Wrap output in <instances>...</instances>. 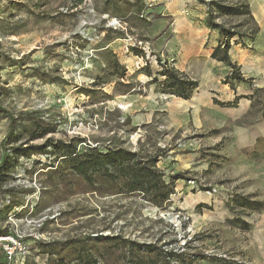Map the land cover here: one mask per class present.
<instances>
[{
    "label": "rangeland",
    "instance_id": "1",
    "mask_svg": "<svg viewBox=\"0 0 264 264\" xmlns=\"http://www.w3.org/2000/svg\"><path fill=\"white\" fill-rule=\"evenodd\" d=\"M118 7L122 12L105 0H0V164L10 155L0 188L2 263L54 264L84 253L100 264H126L114 243L87 240L121 236L175 248L183 253L176 264H207L204 257L264 264V206L252 212L234 202L242 195L264 204V90L227 106L215 93H231L229 68L205 55L185 62L166 48L172 21L160 0H121ZM216 17L242 34L255 29L248 18ZM147 62L156 77L168 65L198 89L188 100L163 92L146 74ZM6 112L17 120L14 137ZM29 117L47 129L45 138L28 141ZM50 139L165 152L158 168L167 178L182 176L170 203L157 208L139 196L98 194L75 176L60 180L59 163L49 167L46 155L10 159L13 148Z\"/></svg>",
    "mask_w": 264,
    "mask_h": 264
},
{
    "label": "trees",
    "instance_id": "2",
    "mask_svg": "<svg viewBox=\"0 0 264 264\" xmlns=\"http://www.w3.org/2000/svg\"><path fill=\"white\" fill-rule=\"evenodd\" d=\"M120 1L105 0V5L113 9L118 8V12H122V9L118 7ZM198 1L207 6L210 28L218 30L221 36L220 44L214 49L211 57L229 67L231 75L228 74L227 83L230 84L232 89H235L237 84L244 82V78L240 69L232 63L230 50L234 44L245 46L247 39L254 40L257 29L254 25L255 29H252L251 33L243 34L236 32L234 29H226L221 24L216 23V16L243 17L248 18L251 22H253V18L246 5L228 6L215 1L209 3L204 0ZM162 68V71L158 73V77L152 73L148 62L144 70L151 78L155 77L153 82L158 81L160 87H163V92L185 100L190 99L199 86L198 82L186 78L168 65H163ZM237 100L235 99L234 102H229L226 105L233 106L237 103ZM217 104L225 105L218 102ZM6 114L10 120L11 130L13 129V132H10V136L14 137L16 135L14 127L17 120L9 113L6 112ZM29 120H33L34 129H32L28 141L33 142L45 138L48 134L47 129H43L39 121L31 117H29ZM82 143L85 142L71 141L65 143L50 139L41 146L31 145L24 147V145H21L13 148L10 159L19 155L30 158L35 153L46 155L51 159L49 167L54 168L55 163H59L58 165L61 169L54 171L60 180H63L67 175L75 176L81 179L89 189L98 194L124 197L139 196L148 204L157 208H163L170 203L171 196L175 194V182L182 175L177 174L167 178L158 168V163L165 156V152L142 153L141 151L123 147L101 149L98 146L93 147L87 144L85 147L79 148ZM29 152L32 153L29 154ZM8 156L10 155L7 153L6 159L0 164V188L2 178L6 176L4 172L8 170ZM234 202L240 209H248L252 212L260 211L264 206L262 202L242 195H235ZM238 222L243 229H249V225L245 221L239 220ZM87 240L102 244L114 243L117 253L122 254L126 264H176L183 254L178 250L176 251L175 248L170 249L168 245L159 246L155 243H138L124 239L121 236H96L88 237ZM112 256H114V253L109 254V257ZM203 260L207 264H235L227 259L218 257H204ZM0 264H3L1 251ZM54 264H100V262L93 255L83 253L77 255L76 258L69 262L61 259ZM190 264H192V261Z\"/></svg>",
    "mask_w": 264,
    "mask_h": 264
},
{
    "label": "crops",
    "instance_id": "3",
    "mask_svg": "<svg viewBox=\"0 0 264 264\" xmlns=\"http://www.w3.org/2000/svg\"><path fill=\"white\" fill-rule=\"evenodd\" d=\"M160 1L172 21L166 48L183 53L182 59L185 62L194 56L205 55L216 65H222L221 68H229L211 57L214 49L220 44L221 36L218 30L210 28L208 9L205 4L198 0ZM242 2L248 7L257 29L254 40H246V44L252 45L255 52H245L241 45H233L230 58L232 63L240 69L244 82L237 84L232 91L226 85L231 93H227V90H224V93H215L221 97L220 101L223 102H233L239 98V106L244 105V102H249L248 100L251 101L255 93L264 90V0H242ZM238 18L243 17H233L237 20ZM179 70L184 72L183 69ZM214 98L219 97L214 96Z\"/></svg>",
    "mask_w": 264,
    "mask_h": 264
},
{
    "label": "built area",
    "instance_id": "4",
    "mask_svg": "<svg viewBox=\"0 0 264 264\" xmlns=\"http://www.w3.org/2000/svg\"><path fill=\"white\" fill-rule=\"evenodd\" d=\"M229 74L231 75V71H229ZM1 242V241H0ZM10 254H12V252H10Z\"/></svg>",
    "mask_w": 264,
    "mask_h": 264
}]
</instances>
